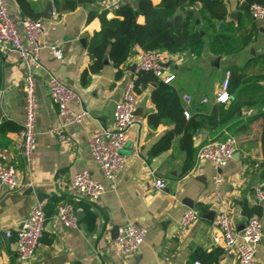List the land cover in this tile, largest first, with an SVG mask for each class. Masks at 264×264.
<instances>
[{
  "label": "crops",
  "instance_id": "crops-1",
  "mask_svg": "<svg viewBox=\"0 0 264 264\" xmlns=\"http://www.w3.org/2000/svg\"><path fill=\"white\" fill-rule=\"evenodd\" d=\"M3 1L12 18L23 15L16 0ZM27 1L33 15H26L43 18L46 31L40 39V66L34 71L36 146L27 162L15 146L17 127L25 116L23 67L15 51L0 48V122L7 120L16 126L0 133V160L15 163L22 183L15 189L0 183V264H241L234 250H225L215 242L213 221L226 210L238 230L257 212L264 225V200L255 197L256 185L264 181V17H253L244 0H223L225 15L213 18V27L197 2L191 7L204 34L201 50L160 49L168 72L175 74L170 83L191 113L200 111L198 105H202L201 111L211 112L219 102L216 91L227 70L236 71L234 83L239 78L230 91L231 99L242 102L233 118L216 131L202 126L193 134L195 150L204 141L224 138L229 132L237 140L235 157L220 169L223 181L217 195L213 179L217 169L212 161L195 155L193 165L185 170L184 131L174 132L169 146L157 150L156 144L175 130L176 122L170 117L158 121L153 117L158 111L153 98L157 80L136 70L139 46L121 64L119 75L105 57L107 62L103 61L99 70L82 77L90 61L86 39L100 27L97 15L89 17V12L107 8L112 15L111 0ZM123 1L137 4V0ZM160 1L153 0L156 4ZM176 14H186L182 5L173 12ZM137 19L143 21L144 16ZM214 42L239 48L220 52ZM51 45L61 47V58L53 55ZM48 72L78 92L81 100L71 101L70 107L87 111L81 122L65 127V141H59L51 130L58 117L48 94ZM134 75L137 112L143 121L132 125L126 134L122 148L125 165L111 188L91 155L89 138L94 130L113 126L114 103ZM186 95L191 96L190 101ZM84 168L105 185L97 200L81 197L71 184L72 174ZM156 175L165 179L164 188L152 184ZM38 201L43 202L47 215L45 229L31 258L21 260L13 233ZM64 201L74 204L77 227L63 225L55 216L57 204ZM190 207L198 208L201 216L182 229L180 219ZM126 222L145 224L149 233L136 251L122 254L112 240L116 227ZM6 231L12 234L7 236ZM256 259L264 264V234Z\"/></svg>",
  "mask_w": 264,
  "mask_h": 264
},
{
  "label": "built area",
  "instance_id": "built-area-1",
  "mask_svg": "<svg viewBox=\"0 0 264 264\" xmlns=\"http://www.w3.org/2000/svg\"><path fill=\"white\" fill-rule=\"evenodd\" d=\"M123 0H111L109 6L117 8ZM250 13L255 18L264 17V4L253 2ZM46 33L44 19L21 15L12 18L3 0H0V48L13 50L17 53L23 67L22 91L24 95L25 116L18 127V138L15 146L22 159L27 162L36 146L34 118H35V69L40 66V39ZM51 50L56 58L63 56L61 47L51 45ZM136 70H151L165 82L174 79L175 74L167 70L165 59L159 49H139L135 55ZM48 94L57 108L58 123L51 127L59 141L67 140L65 127L72 122H81L87 111L83 108L74 110L70 107L71 101H80L77 91L64 84L54 74L48 72ZM230 71L227 70L221 84L216 91V99L228 102L232 98L229 90ZM190 101L191 96L186 95ZM204 101L207 98H203ZM136 76H132L124 85L120 97L113 107V126L100 127L94 130L89 138L90 152L98 164L103 176L108 179L109 187L114 188L116 177L125 165L122 148L126 143V134L129 128L143 121L137 112ZM185 115L190 116V111L185 109ZM237 140L230 132L224 138H213L204 141L196 151L197 158H206L212 161L217 169L213 175L214 192L221 193L223 174L220 169L235 157ZM137 151H133L136 155ZM0 183L10 189L20 187L22 184L18 168L12 161L0 160ZM71 184L81 197L88 200H97L105 190L104 183L91 174L87 168L75 171L71 176ZM152 184L157 188H164L166 181L156 175ZM255 197L258 201L264 200V181L255 187ZM57 219L68 227L78 226V216L74 204L64 201L57 204L55 209ZM201 216L198 208L190 207L182 215L180 226L186 229L194 220ZM46 212L42 201L32 205L28 215L21 221L14 231L15 249L21 260H28L33 255L39 239L45 229ZM215 232L213 238L225 250H234L241 264H259L256 259L257 248L264 234L263 220L259 213L249 215L245 225L236 229L230 212L223 210L214 218ZM149 228L138 222H126L118 226L113 243L122 254L136 251L143 244ZM12 232L6 231L10 236ZM194 264H199L195 262Z\"/></svg>",
  "mask_w": 264,
  "mask_h": 264
},
{
  "label": "trees",
  "instance_id": "trees-1",
  "mask_svg": "<svg viewBox=\"0 0 264 264\" xmlns=\"http://www.w3.org/2000/svg\"><path fill=\"white\" fill-rule=\"evenodd\" d=\"M16 1L24 15H33L29 11L27 0ZM197 2L202 4L201 12L209 26H215L213 18L224 17L226 5L223 0H161L158 4L153 0H137L136 6H133L129 1H123L114 9L112 15H108L107 8L100 11L91 9L89 17L97 15L100 27L86 39L85 45L90 61L88 67L82 71V77L84 78L89 71L99 70L103 66L105 57H108L117 68L116 75H119L121 64L136 46L141 49L160 50L166 48L172 51L183 49L193 52L200 51L204 43V34L196 22L194 9L191 7ZM253 2L264 4V0H244V6L248 11H250V5ZM181 5L186 14L173 15V12ZM138 15H143L144 20H138ZM214 45L220 52H232L239 48V46L226 43L217 44L214 42ZM139 71L140 73L147 72L157 80V86L153 90V98L158 105V111L153 115L155 121L162 117H170L176 122L175 130L166 133L156 144L157 150L169 146L174 132L184 131L181 146L187 153L185 170H188L194 163L197 151L193 144L195 131L202 126L213 131L218 130L233 118L242 102L237 98L228 102L219 101L213 106L211 112L201 111L202 105H198L197 108L200 111L198 113L190 112V116L187 118L181 97L170 82H165L151 70ZM234 73L236 71L230 72V91L234 90L239 79L237 78L235 83L233 82ZM15 128L16 126L10 121L0 122V133Z\"/></svg>",
  "mask_w": 264,
  "mask_h": 264
},
{
  "label": "water",
  "instance_id": "water-1",
  "mask_svg": "<svg viewBox=\"0 0 264 264\" xmlns=\"http://www.w3.org/2000/svg\"><path fill=\"white\" fill-rule=\"evenodd\" d=\"M50 10H51V9H50V7H49L48 12H50ZM197 13L199 14V12H197ZM198 20H199V19H198ZM84 40H85L84 38L81 39L82 42H84ZM104 62H107V59H105ZM117 230H118V227H116V233L113 235V237L116 236V234H117Z\"/></svg>",
  "mask_w": 264,
  "mask_h": 264
}]
</instances>
